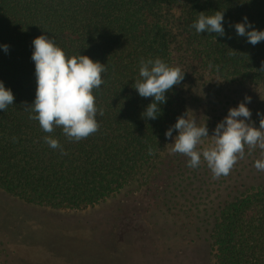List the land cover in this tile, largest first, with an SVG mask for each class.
<instances>
[{
	"label": "trees",
	"instance_id": "1",
	"mask_svg": "<svg viewBox=\"0 0 264 264\" xmlns=\"http://www.w3.org/2000/svg\"><path fill=\"white\" fill-rule=\"evenodd\" d=\"M216 11L224 12V37L190 27L200 13ZM244 17L264 31V0H0V82L14 95L13 105L0 111L2 194L22 205L63 213H82L118 198L88 228L99 233L94 243L108 244L119 258L123 244L142 242L155 228L162 239L174 228L184 238L178 254L194 255L192 250L201 245L210 264H264V171L254 167L264 158L262 150L249 154L246 146L244 159L230 174L213 179L203 158L190 168L188 157L172 152L177 131L171 139L165 136L177 117L188 112L198 126L207 124L211 137L229 109L246 96L259 128L264 41L253 46L236 34L234 25ZM40 35L54 39L68 57L86 55L106 65L105 82L94 90L100 127L86 139L70 141L61 127L46 133L29 119L35 113L25 110L35 100L32 41ZM3 45L9 46L7 53ZM141 58H159L184 73L154 120L142 115L153 98L140 97L134 88L142 80ZM45 136L58 139L67 155L46 144ZM212 143L205 138L198 148ZM139 198L144 207L138 206ZM112 218L119 224L127 221L129 229L117 225L113 237H101ZM137 225L143 230H136ZM5 227L0 228L5 236L0 264H9L17 254L8 252L13 229ZM96 260L89 264H106Z\"/></svg>",
	"mask_w": 264,
	"mask_h": 264
},
{
	"label": "clouds",
	"instance_id": "2",
	"mask_svg": "<svg viewBox=\"0 0 264 264\" xmlns=\"http://www.w3.org/2000/svg\"><path fill=\"white\" fill-rule=\"evenodd\" d=\"M223 23L224 12L216 11L213 15L200 13L198 20L190 27L197 33H214L224 37ZM234 28L238 36L247 37V42L253 46L264 41V31L256 30L247 17L243 18V22L236 23ZM32 44L34 50L31 59L35 64L37 87L33 104L25 106L26 111L35 113L29 115V119L38 121L46 133H52L56 127H61L70 141L78 142L96 133L100 125L96 119L98 109L94 90L105 82L102 74L107 71L106 65L94 62L86 55L68 57L54 39L47 35L38 36ZM2 47L7 53L9 46ZM212 67L210 63L209 68ZM139 75L142 80H137L134 88L140 97L153 98L142 115L147 119H157L160 114L159 105L166 103V93L183 81L184 73L180 67L169 66L159 58H141ZM13 101L12 91L0 82V111L13 105ZM250 102L251 97L246 96L244 102L230 108L227 116L216 125L211 137L207 124L198 126L195 118L187 117L188 112L177 117V122L165 132L169 139L172 138L173 131L178 132L172 152L188 157L190 168H197L203 158L213 179L229 175L237 162L244 159L246 146L249 154L259 147L262 150L261 156L264 157V116L257 113L261 116L257 129L255 122L251 120L252 113L246 106ZM99 114L103 115L102 109ZM205 138L211 139L213 143L202 149L198 148ZM44 141L52 149H60L62 155H67L58 139L45 136ZM148 154H154L151 147ZM254 167L258 171H264V158L256 160Z\"/></svg>",
	"mask_w": 264,
	"mask_h": 264
},
{
	"label": "rangeland",
	"instance_id": "3",
	"mask_svg": "<svg viewBox=\"0 0 264 264\" xmlns=\"http://www.w3.org/2000/svg\"><path fill=\"white\" fill-rule=\"evenodd\" d=\"M116 201L118 198L108 200L82 213H63L22 205L0 191V228L5 225V230L13 229L8 252H17L16 255L12 254L9 264H45L49 260L61 261L62 264H89L93 260L97 263V257L105 260L106 264H210L201 245L192 250L194 255H190L189 251L186 252L188 257L185 253L178 254L179 247L184 246L181 243L184 238L174 228L162 239H158L160 230L155 228L154 235L146 234L142 242L135 240L131 244H123L118 251L119 255L123 252L121 258L113 254L115 251L108 244L94 243L99 233L96 235V231L90 226L88 228V225L102 219L108 209L116 206ZM141 201L138 206L144 207L145 201ZM6 211L15 216L6 218ZM108 222L111 227H104L101 237H113L117 225L129 229L127 221L119 224L117 219L112 218ZM136 230L142 231V226L137 225ZM1 241H5L4 235H0ZM194 251H197L196 254Z\"/></svg>",
	"mask_w": 264,
	"mask_h": 264
}]
</instances>
